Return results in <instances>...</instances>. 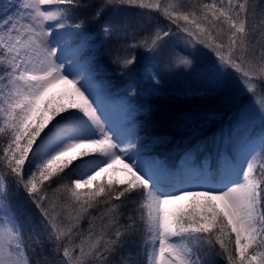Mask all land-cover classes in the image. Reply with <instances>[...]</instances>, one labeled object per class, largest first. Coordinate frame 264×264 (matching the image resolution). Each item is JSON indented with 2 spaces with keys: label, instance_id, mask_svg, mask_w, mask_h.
I'll return each instance as SVG.
<instances>
[{
  "label": "snow or ice",
  "instance_id": "6c2138e0",
  "mask_svg": "<svg viewBox=\"0 0 264 264\" xmlns=\"http://www.w3.org/2000/svg\"><path fill=\"white\" fill-rule=\"evenodd\" d=\"M0 264H264V0H0Z\"/></svg>",
  "mask_w": 264,
  "mask_h": 264
},
{
  "label": "trees",
  "instance_id": "16d2710c",
  "mask_svg": "<svg viewBox=\"0 0 264 264\" xmlns=\"http://www.w3.org/2000/svg\"><path fill=\"white\" fill-rule=\"evenodd\" d=\"M112 79L118 84L123 86L125 83V80L122 77H119L118 75H113ZM147 98V99H146ZM152 98V100H151ZM148 99L150 100V102L148 101ZM142 103H147L149 105L152 106V108L155 110H157V115L153 116V119H158V117L165 111H168L172 104L174 103L173 101L166 99L165 97L161 96V97H153V96H146L142 99L141 101ZM135 115H137L138 119H143L144 118V114L142 112L140 113H136ZM159 122V121H158ZM164 131H168L170 132L169 128H165ZM176 136L173 135V138H175ZM175 151H173V155Z\"/></svg>",
  "mask_w": 264,
  "mask_h": 264
},
{
  "label": "rangeland",
  "instance_id": "374dc122",
  "mask_svg": "<svg viewBox=\"0 0 264 264\" xmlns=\"http://www.w3.org/2000/svg\"><path fill=\"white\" fill-rule=\"evenodd\" d=\"M169 87H175L176 86V82H172L171 84H169L168 85ZM54 91H59L58 89H54ZM148 97V96H147ZM153 97H155V96H153ZM147 99V98H146ZM151 100H152V98H151ZM148 101L150 102V100L148 99ZM154 113H155V115H157L158 113H157V110H155L154 111ZM117 113H116V111L113 109V115L115 116ZM170 132H172V130L170 129ZM173 135H175L176 137L175 138H173L174 139V141L175 140H178L179 138H180V134L179 133H173ZM175 151V150H174ZM174 154H175V152H174ZM115 176L117 177V178H122V173H119V172H117V173H115ZM85 227H87V224H85Z\"/></svg>",
  "mask_w": 264,
  "mask_h": 264
}]
</instances>
